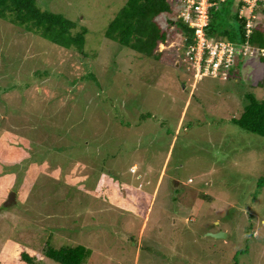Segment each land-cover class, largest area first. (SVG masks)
Instances as JSON below:
<instances>
[{
    "label": "rangeland",
    "instance_id": "obj_1",
    "mask_svg": "<svg viewBox=\"0 0 264 264\" xmlns=\"http://www.w3.org/2000/svg\"><path fill=\"white\" fill-rule=\"evenodd\" d=\"M124 3L37 0L87 29L85 57L0 21V263L83 245L84 264H264V138L231 123L264 100V57L201 80L173 35L138 58L105 38Z\"/></svg>",
    "mask_w": 264,
    "mask_h": 264
},
{
    "label": "trees",
    "instance_id": "obj_2",
    "mask_svg": "<svg viewBox=\"0 0 264 264\" xmlns=\"http://www.w3.org/2000/svg\"><path fill=\"white\" fill-rule=\"evenodd\" d=\"M207 1L210 6L207 11V25L203 29L205 38L208 41L213 39L238 46L247 45L251 48L247 53V56H250L248 59L255 56L260 61L264 57L260 52L264 50V15L257 17L248 33L247 19L239 17L240 2L232 7L231 0ZM179 4L178 0H125L122 8L107 25L105 38L118 47L131 50L138 58L162 61L164 52H159L160 44L168 46L173 35H181L184 37L181 48L183 54L187 48L196 44V40L194 29L189 28L175 11ZM173 14L175 19L166 20L168 28L163 29L158 23V18ZM2 20L24 28L53 45L77 50L83 57L89 54L85 53L87 29H76L74 22L61 14L42 11L37 5V0H0V21ZM235 56L237 60L234 58L231 63H227V67H221L219 75L224 72L227 78L235 74L239 76V69L247 60L242 53ZM209 77L211 78L210 75ZM204 78L207 77L201 80ZM244 99L245 105L240 117L231 119V123L241 130L264 138V100H258L253 94H245ZM146 172L147 170L143 172L144 178L148 180ZM140 173L138 174L142 175ZM141 179H138L139 185ZM151 186L146 185L149 192ZM198 198L212 200L210 196L202 193L198 194ZM91 254V250L83 245L62 246L57 249L48 246L44 251L46 258L58 264H84ZM19 259L22 264H34L30 253L21 252Z\"/></svg>",
    "mask_w": 264,
    "mask_h": 264
},
{
    "label": "built area",
    "instance_id": "obj_3",
    "mask_svg": "<svg viewBox=\"0 0 264 264\" xmlns=\"http://www.w3.org/2000/svg\"><path fill=\"white\" fill-rule=\"evenodd\" d=\"M185 3L184 12H182V17L186 22L189 23L191 27L196 28V35L198 38V42L202 41L203 44L201 46V54L199 56V49L197 45L195 47H191L186 52V61H188L189 64L194 65V68L196 72H198V75L201 74L204 75L205 72L212 76L217 77L218 71L221 67H227V63H231L234 59L235 54L239 52L249 53L248 50H251V48L248 47H242L241 49H238L236 46L229 44V43H223V42H217L214 43L213 46H215V49L212 50V48L208 47V43L206 42L202 27L206 25L207 20V11L208 7L210 6L208 4L207 0H183ZM241 2V8L239 11V17H246L247 18V30L249 33V29L252 27V25L255 23L256 19L260 15H264V0H240ZM243 9L247 10L248 13L245 15L243 13ZM257 10V11H256ZM206 50H208V54L206 57H204ZM211 52V54H210ZM260 52L264 53V50H260ZM253 52H250L252 54ZM210 57H214L213 60L207 59ZM198 66V68L196 67ZM224 74V73H222Z\"/></svg>",
    "mask_w": 264,
    "mask_h": 264
},
{
    "label": "clouds",
    "instance_id": "obj_4",
    "mask_svg": "<svg viewBox=\"0 0 264 264\" xmlns=\"http://www.w3.org/2000/svg\"><path fill=\"white\" fill-rule=\"evenodd\" d=\"M169 1H173V0H169ZM179 2H180V4H179V9H180V7H181V9H180V13H178V16L183 20V22L184 23H186L188 26H189V28H192V29H194V35H195V40H196V44H194V45H192V46H190L189 48H187L186 50H185V52L182 54H180V55H182V56H185L186 57V52L191 48V47H195L196 45H197V43H198V38H197V35H196V28L195 27H191L190 25H189V23L188 22H186L185 20H184V18L182 17V12H184V8H185V3H184V1L183 0H178ZM241 3V2H240ZM240 11V10H239ZM246 18V17H245ZM247 19V18H246ZM207 21H208V19L206 20V25H207ZM205 25V26H206ZM205 26H203L202 27V31H203V35H204V38H205V34H204V27ZM205 40H206V42L207 43H209V41H212V43L214 44V43H217L218 41H215V40H207L206 38H205ZM184 41V40H183ZM233 45V44H232ZM183 46V45H182ZM234 46H236L238 49H241L242 47H249V46H247V45H234ZM181 50V49H180ZM239 53H242V55H243V57H246L247 56V53H243L242 51L241 52H239ZM239 53H237V54H239ZM207 54H208V50H206V52H205V55H204V57H206L207 56ZM234 58L237 60V57L236 56H234ZM222 73H224V72H222ZM219 76H225V73L224 74H218V76L217 77H219ZM202 77H209V75H207V76H202ZM217 77H212L211 76V78H217Z\"/></svg>",
    "mask_w": 264,
    "mask_h": 264
},
{
    "label": "water",
    "instance_id": "obj_5",
    "mask_svg": "<svg viewBox=\"0 0 264 264\" xmlns=\"http://www.w3.org/2000/svg\"><path fill=\"white\" fill-rule=\"evenodd\" d=\"M13 204H15V194L11 192L10 195L8 196V200L4 204V207L7 208V207H9V206H11ZM214 236L216 238H220L221 234H217V235H214Z\"/></svg>",
    "mask_w": 264,
    "mask_h": 264
},
{
    "label": "crops",
    "instance_id": "obj_6",
    "mask_svg": "<svg viewBox=\"0 0 264 264\" xmlns=\"http://www.w3.org/2000/svg\"><path fill=\"white\" fill-rule=\"evenodd\" d=\"M246 62V61H245ZM245 67H246V63H245V65H244ZM243 67V66H242ZM186 104H188V101H187V103Z\"/></svg>",
    "mask_w": 264,
    "mask_h": 264
}]
</instances>
